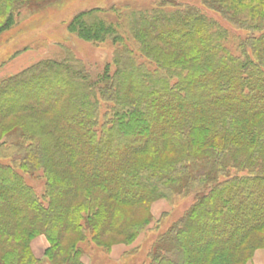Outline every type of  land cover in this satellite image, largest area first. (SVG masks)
I'll return each mask as SVG.
<instances>
[{
  "label": "trees",
  "instance_id": "1",
  "mask_svg": "<svg viewBox=\"0 0 264 264\" xmlns=\"http://www.w3.org/2000/svg\"><path fill=\"white\" fill-rule=\"evenodd\" d=\"M253 1L212 3L262 32L240 39L236 53L227 46V29L214 19L194 7L167 10L160 5L133 16L131 24L138 51L156 64L154 69L125 46L117 52L115 73L108 68L101 86L75 58L43 61L1 79L0 119L33 107L55 111L57 122L53 129L41 130L25 119L15 144L19 153L14 160L22 169L47 171V204L15 165L0 160V229H26L16 237L44 228L52 233L78 229L86 211L97 233L108 198L139 202L161 187L215 183L199 196L180 227L161 239L152 264H229L234 260L229 255L248 248L249 237L264 232V0ZM16 5V0H0V15L11 19ZM98 12H81L71 25L86 39L110 36L123 42L118 24ZM165 35L171 39L164 40ZM49 82L55 85L47 86ZM33 91L41 99L19 102ZM102 104H109L103 122ZM158 150L172 154L171 159H133L137 152ZM63 163L76 172L55 171ZM231 167L251 174L228 177ZM220 173L228 178L219 181ZM76 189L83 201L72 208L69 194ZM209 225L219 231L195 244L193 236ZM195 246L198 252L208 249L212 261L199 262ZM70 251L72 255L73 245ZM7 260L4 264H39L27 247Z\"/></svg>",
  "mask_w": 264,
  "mask_h": 264
},
{
  "label": "rangeland",
  "instance_id": "2",
  "mask_svg": "<svg viewBox=\"0 0 264 264\" xmlns=\"http://www.w3.org/2000/svg\"><path fill=\"white\" fill-rule=\"evenodd\" d=\"M17 5L11 19L0 15V74L2 80L17 75L27 68L36 66L43 61H65L75 58L81 61L98 86L105 80L104 75L108 68L113 75L116 70L115 59L118 51L125 46L136 52L139 62L145 63L151 69L156 64L150 62L139 51V44L133 37L131 24L140 15V12L152 10L164 5L167 10L176 9L179 5L196 8L199 12L217 21L227 29L229 41L227 46L237 52L236 45L240 39H249L252 35L260 36L262 32L252 29L249 24H243L229 11L220 7L215 9L213 0H16ZM258 1V0H254ZM251 2V3H254ZM172 4V5H171ZM91 10L101 11L99 14L108 22L118 24V32L124 37L123 42H116L108 36L100 41L81 37L75 27L71 25L73 18ZM135 18H134V17ZM170 40V35L163 36ZM163 45V44H162ZM171 51L173 48L171 47ZM57 83V81H56ZM54 83H47L53 86ZM40 90L41 87L33 86ZM31 93V91H29ZM49 97V95L47 96ZM41 99L33 94L26 95L19 102H31ZM50 99V98H49ZM5 104H2L3 107ZM109 104L101 105V121ZM27 115V118H24ZM55 111H42L29 107L24 112L5 115L0 119V160L9 165H15V170L23 178L45 204L49 176L43 168L26 171L14 160L19 152L15 144L21 140V122L25 119L37 129L48 130L55 127ZM172 154L159 151L155 154L137 152L133 159L142 161H169ZM59 173L74 174L75 168L68 163L55 167ZM229 176H246L251 172L248 169L229 168ZM224 173L219 174V181L228 178ZM215 184V183H214ZM196 184L195 187L183 185L170 188L161 187L155 193H146L139 202H120L116 199H107V212L99 215L98 232L95 233L88 220V212L83 211L79 219L78 229H63L52 233L44 228L31 236L16 237L23 227L10 231L0 229V264L8 261V257L26 247L39 261V264H152V252L166 235L176 231L181 220L187 215L199 196L210 185ZM71 207L75 208L83 201L82 194H69ZM111 203V204H110ZM9 211V210H8ZM13 211V210H11ZM7 215V214H6ZM7 220V217H2ZM1 223H4L0 220ZM136 223V224H135ZM82 226V227H81ZM81 227V229H80ZM173 228V229H172ZM217 226L201 228L193 236L195 244L201 243L208 235L216 234ZM17 232V233H15ZM249 247L239 248L233 256L229 255V264H252L255 256L264 258V232H257L249 237ZM75 247L71 255L70 247ZM197 246L192 249L196 259L203 262L212 261L208 249L198 252ZM71 255V256H70ZM10 260V259H9Z\"/></svg>",
  "mask_w": 264,
  "mask_h": 264
},
{
  "label": "crops",
  "instance_id": "3",
  "mask_svg": "<svg viewBox=\"0 0 264 264\" xmlns=\"http://www.w3.org/2000/svg\"><path fill=\"white\" fill-rule=\"evenodd\" d=\"M1 78H2V74H0V80ZM252 264H264V258L260 259L257 256H255Z\"/></svg>",
  "mask_w": 264,
  "mask_h": 264
}]
</instances>
